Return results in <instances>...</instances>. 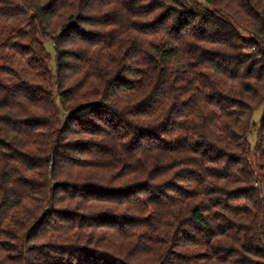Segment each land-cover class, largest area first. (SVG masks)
Returning <instances> with one entry per match:
<instances>
[{
	"label": "trees",
	"instance_id": "16d2710c",
	"mask_svg": "<svg viewBox=\"0 0 264 264\" xmlns=\"http://www.w3.org/2000/svg\"><path fill=\"white\" fill-rule=\"evenodd\" d=\"M0 264H264V0H0Z\"/></svg>",
	"mask_w": 264,
	"mask_h": 264
},
{
	"label": "rangeland",
	"instance_id": "374dc122",
	"mask_svg": "<svg viewBox=\"0 0 264 264\" xmlns=\"http://www.w3.org/2000/svg\"><path fill=\"white\" fill-rule=\"evenodd\" d=\"M46 47H47V50L49 51V53L51 55L50 66H51L52 70L54 71L55 70L54 51H53L52 46L49 43L46 44ZM261 111L262 110L260 109V110H257V111L254 112V114H253L254 121H257L258 120V118L260 117ZM250 140H251V142L254 141V135H251L250 136Z\"/></svg>",
	"mask_w": 264,
	"mask_h": 264
}]
</instances>
